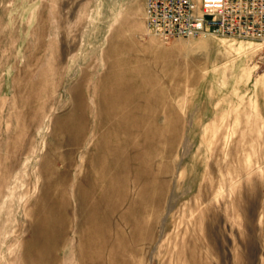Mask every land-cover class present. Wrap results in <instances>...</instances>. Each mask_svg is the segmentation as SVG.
Here are the masks:
<instances>
[{"label": "rangeland", "instance_id": "rangeland-1", "mask_svg": "<svg viewBox=\"0 0 264 264\" xmlns=\"http://www.w3.org/2000/svg\"><path fill=\"white\" fill-rule=\"evenodd\" d=\"M119 226L132 264H264V43L163 41L144 0H0V264H81L99 228L108 264Z\"/></svg>", "mask_w": 264, "mask_h": 264}, {"label": "built area", "instance_id": "built-area-1", "mask_svg": "<svg viewBox=\"0 0 264 264\" xmlns=\"http://www.w3.org/2000/svg\"><path fill=\"white\" fill-rule=\"evenodd\" d=\"M148 30L163 41L202 34L264 43V0H144Z\"/></svg>", "mask_w": 264, "mask_h": 264}, {"label": "bare ground", "instance_id": "bare-ground-1", "mask_svg": "<svg viewBox=\"0 0 264 264\" xmlns=\"http://www.w3.org/2000/svg\"><path fill=\"white\" fill-rule=\"evenodd\" d=\"M100 111V110H99ZM90 112V111H89ZM137 111H136V113H135V115H133L134 117L137 115ZM111 121V120H110ZM84 125V119H83V122H78V124H77V126H76V131H77V133L79 134V132H78V127L80 126H83ZM70 126V125H69ZM138 126V123H136V125H135V131H137V127ZM73 127V126H72ZM72 134V133H71ZM73 135V134H72ZM75 138V137H74ZM107 152V151H106ZM110 154V153H109ZM113 161H115L114 159H113ZM102 163V162H101ZM123 170H125V169H123ZM100 181V180H99ZM99 181H95V182H97V183H95L94 184V189L95 188H97L98 186V182ZM61 182V181H60ZM99 190V189H98ZM95 191V190H94ZM97 192V191H96ZM99 195V194H98ZM86 196L84 195V194H81V198H85ZM127 197H128V195L126 196V195H124V198L122 199V201H120V202H118L114 207H113V209L112 208H110L111 209V215H110V218H111V220H112V216L114 215V214H118L120 211H121V206H123L124 204H125V202L126 201H128V199H127ZM80 198V199H81ZM94 202V201H93ZM96 202V201H95ZM94 202V203H95ZM96 205V204H95ZM102 205V204H101ZM103 206V205H102ZM109 208H107V209H109ZM106 210V209H105ZM103 211H101V214H103L102 213ZM106 213V212H105ZM82 216V215H81ZM120 216V215H119ZM127 216V215H126ZM102 217V216H101ZM121 217H123L122 216V214H121ZM90 219V222L92 223V225L94 226L95 225V220H93V219H96V217H89ZM106 218H107V216H106ZM87 219V218H86ZM120 219V218H119ZM81 220V219H80ZM109 220V219H108ZM120 221H122V220H120ZM84 222V221H83ZM104 222H105V220H104ZM103 223V222H102ZM102 223L100 222V224L102 225ZM84 224V223H83ZM106 224V223H105ZM104 224V225H105ZM123 224V223H122ZM108 225H110V223L108 222V224H107V226ZM119 225H120V223H119ZM84 226V225H83ZM87 226V225H86ZM89 226V225H88ZM118 226V225H117ZM146 226V225H145ZM105 227V226H104ZM103 227V228H104ZM132 229H133V227H134V224H132V226H130ZM88 228V227H87ZM105 229V228H104ZM118 233L116 234L117 236H115V238H116V241L118 242V244H116L117 246H119V245H121L123 248H122V255H120L119 253H114V255H113V257L112 258H110L111 260H110V262L108 263V264H119L118 262L120 261V260H122V259H124L125 260V262L124 263H122V264H132V262H131V259L130 258H127L129 255L131 256V254H132V252L134 251V248H135V240H130L129 241V243H127L126 241H125V237L123 236V233L121 232V230H120V226L118 227ZM92 231L94 230V227H92V229H91ZM106 230H109V229H106ZM83 231H85V230H83ZM89 231V230H88ZM95 232V231H94ZM93 232V233H94ZM111 231H109V233H110ZM92 233V234H93ZM96 234V233H95ZM89 235V234H88ZM97 235H99L100 236V239H102V240H100V241H102L101 243H100V241H99V238H98V242H95V240L93 241H90V242H86V245L84 246L85 248H89V249H94V248H98V250H97V252L99 251V256H96V258L97 259H99L100 260V264H102V263H104L105 264V261L103 260V258H104V256L106 255V252H107V250H108V248L110 247V243H111V241H114V240H109V235H104V232L103 231H101V229L99 228L98 229V233H97ZM90 236H91V234H90ZM85 237V236H84ZM95 237V236H94ZM109 237V238H108ZM87 238V241H88V237H86ZM114 238V239H115ZM82 242V241H81ZM98 243H100V245L98 244ZM113 243V242H112ZM83 244V243H82ZM191 244V243H190ZM83 247V248H84ZM85 248H84V250H85ZM84 250L82 249V247L80 246V248H79V252H78V260L80 261V263L81 264H83L84 263V259L86 258V250H85V252H84ZM88 250V249H87ZM88 252H90V251H88ZM93 252V251H92ZM94 253V252H93ZM88 254V253H87ZM91 254V253H90ZM97 254V255H98ZM89 257V256H88ZM87 257V258H88ZM126 257V258H125ZM91 258V257H90ZM96 258H94V261L95 260H97ZM197 258V257H196ZM127 260V261H126ZM129 260V261H128ZM90 262V261H89ZM93 262V261H92ZM191 262H192V259H191ZM88 263V262H87ZM95 263V262H94Z\"/></svg>", "mask_w": 264, "mask_h": 264}]
</instances>
